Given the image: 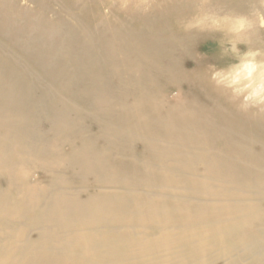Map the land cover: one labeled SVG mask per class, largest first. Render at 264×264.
Segmentation results:
<instances>
[{
    "label": "bare ground",
    "instance_id": "1",
    "mask_svg": "<svg viewBox=\"0 0 264 264\" xmlns=\"http://www.w3.org/2000/svg\"><path fill=\"white\" fill-rule=\"evenodd\" d=\"M220 1L249 22L225 40L264 50V5ZM138 2L0 36V264H264V102L183 72L198 35L167 24L191 6ZM29 8L0 0L7 30Z\"/></svg>",
    "mask_w": 264,
    "mask_h": 264
},
{
    "label": "rangeland",
    "instance_id": "2",
    "mask_svg": "<svg viewBox=\"0 0 264 264\" xmlns=\"http://www.w3.org/2000/svg\"><path fill=\"white\" fill-rule=\"evenodd\" d=\"M75 1L76 0H59L57 4L45 7L43 11L39 12V6L37 4L33 2H28L27 0H23V1L19 0V5L21 7H30L32 9V13H30L27 17H25L26 20H24L23 23H20L18 21L17 23L16 22L12 23V26L15 25V30L17 29L20 30V33L17 35L12 34L11 30H7L8 28V26H6L7 23L4 22L6 17L5 16L3 17L4 13H0V36L6 37L7 43L14 44L15 46H20L22 44V40L24 36L26 35V33L28 34L29 29L33 26V28L36 27V30L39 31V33L41 34L39 37L42 40L49 39V41L52 42L55 39H51L50 33H52L57 26H61V25L65 26V24H67V22L65 21L64 23L63 20L62 23H60L58 21L59 17L60 16L65 17L67 13L65 11H68V9H71L73 11L75 7L77 14H79L81 18V23H83V26L95 32L94 12H95V5L97 0H83V2L80 5L76 4ZM106 1L112 6L117 5L119 7L122 6L126 7L128 5V0L125 1L106 0ZM134 1H139L137 3L139 4L138 7L142 9L143 13L145 12L144 14L151 15L154 19L158 18L159 16L158 12H156L155 9H151V6H155L156 3H158V1L160 0H134ZM164 1L170 3L174 2L177 5L185 4L191 6V9H193L191 10V12L188 9H187L188 12L183 9L182 10L183 15L181 17L178 16L176 19L175 18L168 19L167 26L171 27L173 32L176 33L177 32L181 33L183 29H188L192 33L198 35V41L196 42L195 45L194 57L200 59L201 65L189 64L188 62H185L183 72L187 70L186 73H188L191 77L193 76L192 79L196 80L197 84H199L204 91L208 90L210 92L208 87L205 84H202L203 82L201 81V78H203V75L201 73L205 74L204 70L206 69L209 70L210 68H212L213 65H215V68L218 69H227L230 65H234L237 63V57L235 55H233L231 52H227L225 54L224 50L229 47V43H228L229 40H225L226 38L224 33L226 31L222 30L223 28L225 29L224 24L226 23L227 24L226 27L228 29L226 30L229 31L230 28L228 27L229 26L228 24L234 23V20L237 17L227 14L226 15L227 20H225L224 19L225 14L223 13L212 14L210 11L215 9L213 5L220 6L221 4H223L221 3L220 0H218L219 3H215V1L217 0H164ZM245 1L250 3L253 0H245ZM253 2L256 4L264 5V3L261 2V0H255ZM210 4L212 6H210V8L207 11L204 10L205 5L207 6ZM55 6L56 8H53ZM194 8L196 9L194 10ZM108 10H109L108 7H106L105 11ZM187 15L189 16V18L190 17L193 18V20L191 21L192 24H188V25L185 24L186 19L183 17H187ZM198 19L202 22H198ZM216 21H220V23H216ZM134 26L138 27L139 25L137 23H134ZM260 28L261 31L264 30V26ZM219 34L224 37L220 36ZM257 40L264 45V39L259 37ZM244 43L245 42L238 43L239 48L242 51L246 50V48L244 47ZM15 46L14 49H16ZM241 46L243 47L241 48ZM208 70H206V73H208Z\"/></svg>",
    "mask_w": 264,
    "mask_h": 264
},
{
    "label": "clouds",
    "instance_id": "3",
    "mask_svg": "<svg viewBox=\"0 0 264 264\" xmlns=\"http://www.w3.org/2000/svg\"><path fill=\"white\" fill-rule=\"evenodd\" d=\"M264 3V0H261ZM259 22L264 26V13L259 16ZM220 23V21H216ZM246 17H237L230 30L239 32L248 26ZM229 47L225 54L231 52L237 57V63L230 65L227 69H216L212 72V79L217 83L227 81V86L236 91H247L245 99H255L264 102V60L258 57L264 55V50L247 49L241 50L238 42L229 41ZM215 69V65L212 66ZM258 75V79H257Z\"/></svg>",
    "mask_w": 264,
    "mask_h": 264
}]
</instances>
